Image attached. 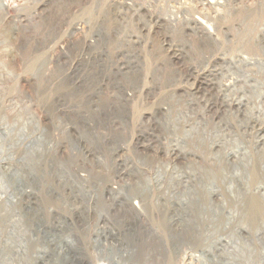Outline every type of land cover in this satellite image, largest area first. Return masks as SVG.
Listing matches in <instances>:
<instances>
[{"label": "rangeland", "instance_id": "374dc122", "mask_svg": "<svg viewBox=\"0 0 264 264\" xmlns=\"http://www.w3.org/2000/svg\"><path fill=\"white\" fill-rule=\"evenodd\" d=\"M4 1L8 8L5 18L0 15V143L11 145L16 142L18 144L15 156L19 161L22 158L19 165L22 168L23 179L33 185L36 183L33 182L31 174L36 176V168L31 166L32 160L35 159L36 162L39 156L36 157L34 153L35 157L32 159L30 146L36 144L37 141L34 139L38 136V132L40 135L43 134L46 140L53 134L55 141L63 146L67 141V133L54 131V126L56 121L63 117L59 111L63 109L64 101L73 104L78 97H97L93 90L95 86L90 81L85 82L80 79L81 76L77 74L84 64H91L84 60L92 55L88 51L84 52L86 35L76 30L77 25L86 20L89 27L85 31L86 34L96 32V28H100V22L104 21L105 14H112L114 10L111 0ZM99 1H101L99 6L101 10L95 11ZM141 1L145 7H148L149 17L156 19L161 16L163 5L169 7L168 10L174 6L178 12L177 15L181 17L175 30L171 31L168 25L163 29L155 27L149 37L148 54L152 64L151 85L143 86L141 89L145 90L146 97H151V112L154 115L150 119L149 132L145 134L166 136L168 133L175 137L172 133L173 129L171 127L166 129L165 126L168 118L175 119L180 115L178 119L181 122L180 132L176 136L183 138L182 132L185 129L190 130V121L193 122L192 126L198 128L197 135L185 138L188 148L196 155V159L180 156L174 153L173 149L166 150L156 138L152 141L145 138L147 146H150L154 152L151 153L150 149L147 153L151 156L141 160L153 163V167L158 164L157 167H162L168 176L167 181H160L162 185L151 181L143 182L150 183L151 190L144 194V201L141 202L139 196H136L142 185H139L138 181L141 176L134 171L137 167L142 171L144 166L139 164L136 152H132L130 157L126 154V157L136 161L135 169L131 168L132 179L107 180L110 177L107 176L108 169L117 171L115 165L117 159L113 157L117 151L118 154L123 151L118 148L122 143L127 144L126 139L119 132L110 139L112 145L109 146L108 151H102L99 148L102 145L101 141H106L109 135L100 139L102 135H105L101 134L94 141L91 140V132L84 129L78 136L87 133L90 139L87 144L96 145V150L90 149L88 152L91 156L95 154L97 157L98 154H102V161L95 158L94 160L98 162H92V164L101 165L102 169H105L103 171L105 179L95 181L89 178L90 181H81L79 176L84 172L82 167L70 166L68 168L75 171L69 172V185H64L69 186V189L65 190V201L61 198L59 179L51 181L54 187L53 195L39 192L42 186L39 191L33 188L36 191L35 196L24 195L20 208H17V204H14L11 198L10 202L14 209L11 208L5 213L2 207L3 201H0V254L4 252L2 248L9 237L10 227L15 223L17 226L23 225L26 229L29 228L25 236L29 244L28 257L31 259V264H39V262L43 264H145L149 256L151 260H154L153 264H190L189 257L192 255L201 257V252L204 253V261L208 264H217L221 261L220 257L213 260L215 257L207 250L213 247L214 239L210 237H214L211 232L215 228L212 224L224 221L225 217L218 216L211 209L214 204L220 202L210 191L213 186H219L222 189L229 201V207L238 210L240 216L246 213V225L251 228L252 237H256L258 230L264 231V191L257 190V187L264 182V149L256 146V131H247V123L254 124L258 117L256 107L261 105L264 111V101L258 103L256 97H251L246 113L245 109L241 111L236 110L235 107L230 109L223 103L224 93L218 91L217 85L213 97L201 95L194 97L195 94L193 93V96L192 92L197 89L198 84L194 82L193 72L196 67L199 70L203 62L200 55H193L192 49L202 48V44L199 43L201 40L199 37L196 39L197 47L194 45L195 42L192 41L184 22L185 19L191 18L194 10H197L199 14L205 13V10L195 0ZM227 1L231 7L227 9L228 12L218 16L220 18L216 27L222 35V32L230 29L236 33L235 28L244 24L243 33L247 38L246 51L251 56H257L256 58L263 63L261 74L251 76L257 77L259 84H263L264 92V51L257 52L253 42L250 41L254 32L264 24V0ZM97 14L103 18L96 17ZM161 45L167 46L163 50ZM168 45H179L183 48V56L179 61L172 59ZM160 79L162 83H159ZM174 80L175 82L171 83ZM253 85L254 82H249L241 86L240 92H233L230 97L243 96L242 90L251 91ZM108 94L102 97L116 96L111 91ZM136 97H139V93ZM164 106L167 107L166 112L162 110ZM210 106L214 107L213 110L209 108ZM259 117L263 119L264 114ZM35 118L39 124L38 128ZM70 118L72 119V116H65L67 121ZM123 118L127 117H117L119 121H125ZM107 121H110V118H85L88 126L96 122L98 124L93 127L94 129L103 127L106 132H110L114 128L107 126ZM5 123L8 125L7 129H4ZM214 134L216 136L219 134L221 139L227 141L223 150L213 144ZM40 137L38 146H41L40 141L43 142V138ZM50 142L54 141L50 139ZM243 143L249 144L250 158H252L251 164L248 162L250 160L244 158V162H247L252 172L250 192L247 191V193L244 183L239 180V174L236 177L231 176L238 161L229 157L234 145ZM61 146L54 151L55 160L67 156ZM5 151V149L0 150V160L12 158V156L9 158L5 156ZM70 152L68 162L72 164L75 163L72 161H77V158L72 154L73 150ZM1 169L0 167V178L6 183ZM241 169L244 170L243 167ZM182 173L193 176L187 188L179 181H172L169 176ZM81 182L86 186L85 191H91L90 195L80 191L78 184ZM230 182L234 185L232 191L227 190V184ZM28 188L32 193L34 192L32 188ZM27 189L23 188L22 194L29 193ZM177 191L185 194L184 197L181 198L178 194L175 196ZM57 196H60L59 204L56 201ZM131 199L137 201L139 206H134ZM39 205L43 208L52 206L50 218L43 219L44 213L38 208ZM37 209L41 211L40 215ZM43 220L48 227L53 224L54 228L57 222L66 220L68 244L65 243L64 247L49 246L39 232L43 227ZM106 223L107 226H104ZM198 225L199 229H197ZM59 232L61 236L55 240L56 243H60L64 239L63 227L59 230L51 229L47 238L51 240L52 236ZM228 232L221 231L215 238ZM236 235L244 247L246 255L243 257L249 260L239 257V261L233 259L234 264L242 262L243 264H264V241L256 238L244 240L241 238L242 235ZM185 243H188L192 249H188ZM15 251L16 249L11 245L7 246V253L14 254ZM185 251L187 256L184 259ZM158 254L162 256L158 257ZM192 264L200 263L192 261Z\"/></svg>", "mask_w": 264, "mask_h": 264}, {"label": "built area", "instance_id": "2783aa9c", "mask_svg": "<svg viewBox=\"0 0 264 264\" xmlns=\"http://www.w3.org/2000/svg\"><path fill=\"white\" fill-rule=\"evenodd\" d=\"M195 1L203 7L205 13L199 14L197 10H194L191 18L185 19L184 22L187 25V30L192 37V41L195 42L194 45L197 47L198 43L196 39L199 37L201 38L199 43L202 44V48H197V50L192 49L193 55H200L203 62L201 68L197 70L196 67L193 72L194 82L198 84V87L192 92V95L194 93V97L200 95L202 97H213L215 86L217 85L218 87L219 83L235 87V90L238 89L239 91V88L246 85L247 82L257 81V77L251 75L261 74V65L258 64L260 60L253 55L251 56L246 51L247 38L244 37L243 33L244 24H240L235 28L236 33L230 29L222 32V35H220V30L216 27V23L220 18L218 16L224 12H228L227 9L231 7L228 1ZM96 5L98 7H95V11L98 9L100 11L101 7L99 6L101 5V1ZM111 6L114 10L112 14H105L104 18L100 14L96 15V17H101L104 20L100 22V28H96V32L86 34L85 31L89 29L86 20L77 25L76 30L86 35L84 52L88 51L92 54L90 58L84 60L91 64H84L82 70L77 72V74H79V77L81 76L80 79L85 82L90 81L95 86L93 90L96 92L97 97H78L73 104L67 103V101L65 103L64 101L62 105L63 109L59 111L63 117H60L55 125H61L63 122V128L59 130L61 133H67V141L63 146L58 141H55L53 134L52 136H48V140H46L45 136L43 134L40 135L38 132V137L41 136L43 138V142L40 141L41 146L38 147V144H31L30 146L32 147V159L35 157L34 153H36V157H40L36 159V162L33 159L31 165L36 168V176L31 174L33 182L36 184L31 185L23 179L22 168L19 165V162H22V158L19 161L15 156L18 144L16 142L11 145H6L3 142L0 143V150H6L4 155L8 156V158L12 156V158L4 162L0 160L1 171L10 167V174L6 179L7 182H2L0 178V201H3L2 207L5 209V213L11 210V208L14 209L13 204L11 205L10 202L11 198H13L14 204H17V208H20L22 197L31 194L34 197L36 191H39L40 186L42 187L39 192L43 191L47 195H53L54 187L51 184L52 180H60L58 183L61 186L63 194H61V198L65 201V190L69 189V186L64 185H69V172L75 171V169L68 168L70 166L82 167L81 169L84 172L80 173V179L89 180L91 178L95 181L105 179L103 172L105 169H102L101 165L95 166L92 164V162H98L94 160L95 158L102 161V154H98L97 157L91 156L88 152H90V149H92L91 151L96 150V145L87 144L90 139H87L86 136H78L79 132H82L85 128L88 132H91V140L94 141L101 134L105 135H102L100 139L109 135L105 139L106 141H101L102 145L99 148L102 151H108L109 146L112 145L110 139L120 132L126 139L127 147L126 150L114 156V159L119 156L118 160H123L126 154L130 157L132 152H136V155L139 157L148 155L142 146L143 140L141 136L143 132H149L150 119L154 114L151 112V97H146L144 95L145 90H142L141 87L151 85L152 64L150 62V55L148 54L149 37L155 27L163 29L164 26L168 25L171 31L175 30L176 25L181 21V17L177 15L178 12L174 6L168 10L167 8L169 7H165L164 5L161 16L156 19L149 17L148 7H145L141 0H111ZM250 41L253 42L257 52L264 51V24L260 25L259 29L254 32ZM161 47L164 50L163 45ZM168 50L175 61H179L183 56V48L179 45H168ZM161 80H159V83H162ZM173 82L175 80L171 83ZM110 91L116 96L102 97L103 95H109L108 92ZM138 93L139 97H136ZM166 108L164 106L162 110L165 111ZM65 116H72V119L70 118L67 121L65 120ZM122 116L127 117L123 118L125 121L117 119V117L122 118ZM88 117L110 118V121H107V126L112 124L111 129H114L110 132H106L103 127L94 129L93 127L98 124L96 122L92 123L91 127H89L85 122V118ZM113 123L116 126H113ZM55 126L54 131H58ZM50 139L54 142L51 143ZM69 139L71 140L69 141ZM60 146L66 151L67 156L55 160L54 151L55 149H59ZM74 148L78 149L73 150ZM68 150L69 152H67ZM71 150L74 151L72 154L77 158V161H72L75 162L72 164L68 162ZM127 150L129 152H126ZM104 153L108 154L107 152ZM142 170L146 171V168H142ZM121 173H124V171L121 172L120 170L117 173L112 168L108 169L107 176L110 177L107 180L118 181L133 178L129 175H121ZM134 178L137 179V177ZM28 187L35 188L36 191L33 189L34 192L32 193ZM23 188H28L29 193L22 194ZM58 191H60L59 188ZM56 201L59 204L60 196H57ZM38 208L44 213L43 219L50 218L49 215L53 211L52 206L43 208L39 205ZM40 214L41 211L39 212ZM43 221V227L39 232L40 235L44 236L49 246L64 247L65 243L68 244V224L66 220L57 222L55 228L53 224L48 227L45 220ZM62 227L64 239L60 243L50 242L51 240L47 238L50 230H59Z\"/></svg>", "mask_w": 264, "mask_h": 264}, {"label": "bare ground", "instance_id": "6f19581e", "mask_svg": "<svg viewBox=\"0 0 264 264\" xmlns=\"http://www.w3.org/2000/svg\"><path fill=\"white\" fill-rule=\"evenodd\" d=\"M7 4L5 3L4 0H0V15L2 17L5 18V14L7 11ZM2 17V18H3ZM257 57V56H255ZM258 64L261 65V67H263V63L258 61ZM254 82V81H252ZM248 83V82H247ZM246 83V84H247ZM260 81H255L254 85L251 86V91H246L242 90V95L241 97H235V98H231L229 97V95L233 94V91H238L235 90V87L232 86H228L224 83H219L218 91L220 93H224V97H223V103L230 109L234 108L238 111H241L243 109H245V113L247 112V108L248 105L250 104V99H252L251 97H256L258 103L263 102L264 101V92L262 90L263 88V84H259ZM250 85V84H249ZM248 85V86H249ZM243 89V88H242ZM240 92V91H239ZM255 106V105H254ZM210 109L213 110V106L209 107ZM256 109H258V117L255 119L254 124H250L247 123V131H256V146L260 149H264V118H260V115L264 114V111L261 108V105H259L258 107H256ZM167 109H165L164 112H166ZM210 112V111H209ZM180 115L177 116L175 119H173L172 117L167 119V123L165 128L169 129L170 127L173 129V134L175 135V137H173L171 134H166L165 135H157L155 136L154 134H145V132L142 133L141 139L143 140V148L144 151L147 153L151 147L147 146V143L145 141V138H149L150 141L153 140V138H156L157 140H159L162 143V146H164V148H166V150H171L173 149L174 153H177L180 156L183 157H189V158H195L196 159V155L193 154V151L190 150L188 148L187 142L185 140V138H191L194 137V135L198 133V128L195 126H192L193 122L190 121V130L185 129L182 133H184L183 138L182 137H178L176 136L178 134V132H180V128H179V124L181 123L178 119H179ZM36 119V118H35ZM186 120V119H185ZM35 123L37 124V128L39 127L38 121L37 119L34 120ZM63 126V124H61ZM195 125V124H194ZM62 126H55V128L59 131L61 130L63 127ZM112 126V124L110 125V127ZM113 126H116L115 123H113ZM91 127V126H89ZM8 125L7 123H5L4 125V129H7ZM91 130V129H90ZM85 131L86 128H85ZM205 134V133H204ZM83 136H86V138L88 139V134H84ZM37 143H39V137L37 136L34 139ZM90 142V141H89ZM226 143L227 141L225 139H221L220 135L218 134L217 136L214 134V138H213V144L218 146V148H220L221 150H223L226 147ZM152 147H154L153 144H151ZM78 146V145H77ZM39 147V146H38ZM37 147V148H38ZM127 144H123L120 145V147L118 149L121 150H126ZM78 148H74L73 150H77ZM192 151V152H191ZM151 153H153L154 151L151 149L150 151ZM148 154V153H147ZM118 155V151L115 153V156ZM147 156H150V154L146 155L145 157H139V164H142V166H144V168H146L145 170H139L140 168L137 167L136 169L134 168L136 166V161L133 160V158H129V157H124V159L122 160H118L119 156L117 159V164L116 165V169L117 172H119L121 170V172L124 171V173H121V175H131V168L135 169V173L138 174V176H141L140 179L138 180L140 182L139 185L140 189L137 191L136 196L142 200L141 202H143V198H144V194L149 192L151 190V186L150 183H143V182H156L158 185H162V183H160V181H167V172H164V169L162 167H157L158 164H156V166L153 167V163H149L146 162L145 160H141V159H145ZM95 157V154L94 156ZM229 157L238 161L237 167L235 165V170L234 173L231 176H238L239 174V180H241V182L244 183V187H245V192L247 193L250 192V180L252 177V172L249 169V165H247V162H244V158L246 160H250L248 161L250 164L252 163V158H250V153H249V144L248 143H243L241 144H237L234 145V147L231 149V152L229 153ZM5 160H1V162L6 161ZM241 167L244 168V170L241 169ZM245 171V172H244ZM153 172V173H152ZM3 177L5 179H7V177L10 174V169L6 168L4 169V171L2 172ZM170 179L172 181H179L181 182V184L184 185L185 188L188 187L189 184H191L192 182V177L189 173H182L181 175H169ZM79 180L81 181H86L84 179H80L79 176ZM226 181V180H225ZM233 181V180H232ZM78 188L80 189V191H85L86 190V186L81 182L78 184ZM234 188L233 182H230L229 184H227V190L228 191H232L231 189ZM257 190H261L264 191V182L261 183L258 187ZM210 191L212 192V195L219 200V204H214L212 206V211L217 214L218 216L223 215V217H225V220L222 222H218L215 225L212 224V227H214L215 229H213V231L211 232V234L214 237H210V239H214L212 245L210 248H208L209 251L208 253L212 256H214L215 258L213 260H216L218 257H220L221 261H218L217 264H234L233 259L236 261H239V257L244 258L245 260H247L248 258L243 257V255L245 254V251L243 250L244 247L242 246V244H240L241 242H239V238L237 237L236 234H240L242 235L241 238H243L244 240H251V239H257L260 241H264V231L262 230H258L256 233V237H252V235L250 234V229L246 224H247V220H246V213L242 214L241 216L238 213V210L229 207L228 205V199L225 197V195L222 192V189L219 186H213L212 188H210ZM86 195L91 193L90 190L85 191ZM178 194L179 197H184L185 194H182L181 191H177V193H175L174 195L176 196ZM131 203L138 207L139 203L137 201H135L134 199L130 200ZM199 202V201H198ZM37 212L39 214L40 210L37 209ZM201 213V212H200ZM102 216L104 214H101ZM200 218V217H199ZM102 219V218H101ZM43 226V225H42ZM104 226H107V223L104 224ZM11 231L9 234V237L6 240V244H4L3 249V254H0V264H31L32 262L30 261L31 259L28 257V250H29V244L26 241L27 238L25 236L26 232H28L29 228L26 229L25 226L23 225H16L15 223H13L11 225ZM200 226H197V229H199ZM219 228V229H217ZM221 231H229L227 234H221L218 238H215L218 236V234ZM59 233H56L52 236L51 238V242L54 241L56 242L55 238L60 237L61 235H59ZM247 235V237H246ZM247 242V241H246ZM245 242V243H246ZM11 245V247H14L16 249L15 253L13 254H9L7 253V246ZM185 245H188V249H192L190 247V245L188 243H185ZM247 246V244H245ZM0 248H1V241H0ZM187 249V250H188ZM1 251V250H0ZM6 252V253H5ZM187 251L183 252V258L185 259V257L187 256L185 253ZM155 254V252H153ZM197 253V252H195ZM202 254V256H190L189 260H190V264H192V261L194 262H199L200 264H208L206 261H204V253H200ZM162 256V254H158V257ZM204 256V257H203ZM203 257V258H202ZM225 260H222L223 258ZM182 258V259H183ZM116 259V258H115ZM149 259V260H148ZM183 259V262H184ZM249 260V259H248ZM146 262L145 264H153L154 260H151L150 256L149 258H146ZM153 261V262H152ZM39 264H43L41 262H39ZM239 264H243L239 263Z\"/></svg>", "mask_w": 264, "mask_h": 264}]
</instances>
